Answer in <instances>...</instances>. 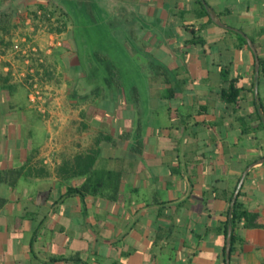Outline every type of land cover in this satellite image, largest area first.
I'll return each instance as SVG.
<instances>
[{
	"label": "crops",
	"instance_id": "0c3cea01",
	"mask_svg": "<svg viewBox=\"0 0 264 264\" xmlns=\"http://www.w3.org/2000/svg\"><path fill=\"white\" fill-rule=\"evenodd\" d=\"M72 1L74 18L55 0H0V14L11 15L0 28V167H25L15 189H1L0 264H224L230 200L248 167L239 199L262 226L237 230L230 264H264V155L255 156L264 130L248 92L255 55L232 36L254 39L264 59V0ZM51 7L66 13V31L43 30L37 12ZM95 10L103 14L96 28ZM95 29L109 54L84 52ZM188 29L203 45L190 43ZM154 35L171 45L165 83L125 91L117 76L107 83L117 55L145 51L159 71L146 44ZM209 56L221 63L215 74ZM30 68L46 112L30 100ZM231 86L244 89L239 105L220 95ZM256 86L264 102V78ZM31 111L52 124L37 148L22 138Z\"/></svg>",
	"mask_w": 264,
	"mask_h": 264
},
{
	"label": "rangeland",
	"instance_id": "374dc122",
	"mask_svg": "<svg viewBox=\"0 0 264 264\" xmlns=\"http://www.w3.org/2000/svg\"><path fill=\"white\" fill-rule=\"evenodd\" d=\"M55 1L58 4H60V6H62L65 9V11H67L69 13L70 17L74 18L77 15L80 16L81 13L77 14L78 9L76 8L75 3L72 0H55ZM52 10H53L52 7L50 9H47V11L51 12V13L53 12ZM91 15H92L91 16L92 18L94 17L96 19V23L94 24V27L96 28L98 26L97 24L100 23L99 18L103 14H102V12L95 10V12L94 13L92 12ZM54 17L57 19V17H58L57 14H54ZM175 28L177 29V32L180 34L179 27L176 26ZM98 29H95V31H93L91 36H89L88 39L86 40V44H87L86 48L87 49H85L84 52H86V51L92 52L96 49L97 50L99 49L102 52L104 51V52H107L109 54V52L106 51V50H108L107 49L108 45H106L103 48L102 47L103 44L102 45L97 44L98 41H96V40L100 39L101 36L103 35V32H101V30H98ZM184 34L187 35L189 37V39L193 38V35H191V34H188V33H184ZM232 36L237 37L236 35L234 36L233 34H232ZM155 39H156V36L154 35L152 37V42H151L153 46H151L150 45L151 43H149V42H146V44H147L149 52H151L150 54L157 52L158 53V59L160 61H162V64L159 67V71H158L159 73L157 71H154V70H156V68L151 62L148 61V57H146L145 51H142V52L137 51L136 55L134 57L127 56V55H117V57L116 56L114 57L116 62L115 63L112 62L111 64H114L113 66L115 68H117V71H115V75H112V76L113 77L117 76L119 83H122L124 91L127 89L128 85L131 83H136L137 85H139L143 88H146L147 83H165L164 80L170 74V72L167 70L165 65L167 64V61H168V56H169V51H170L171 45L168 43L167 39L160 38V37H158L159 40L155 41ZM59 41L62 42V40H59ZM238 42H239V39H238ZM142 43H144V42H142ZM201 45L202 44H198V46H201ZM112 47H114V44H112ZM109 50H110V46H109ZM114 58H113V60H114ZM131 59H133V60H131ZM95 60L97 61L96 58H95ZM44 61H45V57H44ZM207 61L213 65V66H211L209 64V66H210L209 70L211 71V68H213L214 74H215V72H217L219 70V65L221 63L218 62L219 60H215L213 58V56H209ZM100 64L103 66L106 65L105 62L101 63V61H100ZM65 70H66V68L64 66V63L62 62L61 68H60L61 74L63 71L62 79H65L67 76V73ZM105 73L107 75V73H108L107 69H105V72H103V74H105ZM222 76H223V79L227 82L231 79L229 72H224L222 74ZM209 78L210 79L207 81H202V80L198 79V80L191 82V83H201V84L202 83H212L214 81L212 76H209ZM56 81H57V79L55 80V82ZM152 88H151V92L154 94H158V93H160V91H162L161 88H159L157 86H154ZM43 92H44V90H43ZM44 97H47V96L44 95ZM58 97H59V95H58ZM15 99H18V101L22 104L20 106L21 109L25 108L24 105L26 104V102L24 101L25 100L24 96L16 97ZM68 101H69V97H68ZM26 115L28 117V123L24 124L23 129L25 131H27V133H26L27 136L24 135V137H22L23 143L25 145H27V147H29V148H37V147L41 146V144L44 142L45 138L48 136V131L50 132V130L52 128V124L49 122H46L42 118L41 115L38 116L33 111L28 112ZM153 143H156V141H153ZM255 143H256V148H257V151L255 150V156L258 157V156L264 155L263 143H261V141H259V140H257ZM17 191L20 192L21 190L18 189ZM53 198H54V196H53Z\"/></svg>",
	"mask_w": 264,
	"mask_h": 264
},
{
	"label": "trees",
	"instance_id": "16d2710c",
	"mask_svg": "<svg viewBox=\"0 0 264 264\" xmlns=\"http://www.w3.org/2000/svg\"><path fill=\"white\" fill-rule=\"evenodd\" d=\"M199 3H201L203 0H197ZM52 14H57V20L59 22V27H56V32L61 33L66 31L67 24H68V17L66 13L62 10L57 9V7H54L52 10ZM206 14H208L207 10H204ZM47 12V10H45ZM10 14H0V28L2 31L6 30V27L9 25V20L6 18L2 17H10ZM212 22V21H211ZM188 31L193 35V38L191 39L190 43L192 44H202L203 41H201V37L195 35V31L192 29H188ZM198 32V31H197ZM240 31H233L239 39V45L246 47L248 50L251 51V48L248 45V42L243 34L240 33ZM253 44L255 45L254 39L250 38ZM95 58L99 61H109L107 57H103L100 54H96ZM259 75L258 78H255V65H254V73H253V82H252V89L248 90V92H251L253 94V100H254V105H255V113L258 118L259 122V127L264 130V102L260 96V92L258 90V94L255 95V86L259 85L262 78H264V59L259 57ZM111 64L109 63L106 65L108 70V77L106 78L107 83H118L112 75H115V72L110 70L111 69ZM241 79L237 80H231L229 83H235L238 82ZM28 85V83H27ZM17 87V86H14ZM14 90V88H13ZM244 91L243 88H238L236 89L235 87L231 86L229 89H223L220 92L221 97L227 102V103H238L239 105V97L240 93ZM17 108V107H16ZM258 127V128H259ZM2 138L0 136V153L2 152ZM264 158V157H262ZM25 167H19L16 169H5L0 167V211L5 207L7 203V198L4 195V192L2 194L1 189L3 188H11L15 189L17 187V183L21 177V175L24 172ZM70 192H75V193H80L84 194L85 193V187H82L81 189H69ZM233 196V195H232ZM240 197V192L238 194L237 200L234 204V207L232 209L231 215L230 211H228V217L227 221L225 223V228H224V246H223V262L225 264V245H226V236H227V231H228V226H232V236H231V255L234 251V244L237 241V230L239 228H245V229H250V228H258L262 226V223L260 221V215L259 213L252 211L249 208H246L243 203L239 199ZM232 200V198H231ZM230 200V201H231Z\"/></svg>",
	"mask_w": 264,
	"mask_h": 264
},
{
	"label": "built area",
	"instance_id": "2783aa9c",
	"mask_svg": "<svg viewBox=\"0 0 264 264\" xmlns=\"http://www.w3.org/2000/svg\"><path fill=\"white\" fill-rule=\"evenodd\" d=\"M38 17L41 18L43 25L42 28L44 31L50 32V33H57L56 27H59L58 20L54 17V15L51 12H45V10H39L37 12ZM34 53H37V50H33ZM39 63H44V57L43 55H36ZM29 74L31 75L30 81L28 83L29 89H30V100L32 103L41 108L42 112H46L44 109V102L45 97L43 93V87L41 86V82L36 75V70L34 68L29 69Z\"/></svg>",
	"mask_w": 264,
	"mask_h": 264
},
{
	"label": "water",
	"instance_id": "95a60500",
	"mask_svg": "<svg viewBox=\"0 0 264 264\" xmlns=\"http://www.w3.org/2000/svg\"><path fill=\"white\" fill-rule=\"evenodd\" d=\"M215 22L218 24V25H221V26H224L223 24H221V22L218 20V19H215ZM241 34H243L248 42V45L249 47L251 48V50L253 51L254 55H255V78L257 79L258 78V75H259V68H260V65H259V57L257 56V51H256V48L253 44V42L251 41V39L246 35L244 34L243 32H240ZM257 86H255V95H257ZM264 162V158L260 159V161H258L257 163H263ZM250 169V167H248L241 179L239 180V183L237 185V188L233 194V197H232V200H231V203H230V215H231V212H232V209L234 207V204L237 200V197H238V194L240 192V189L242 187V184H243V181L245 179V176L248 172V170ZM231 236H232V226L229 225L228 226V231H227V236H226V245H225V264H230V259H231Z\"/></svg>",
	"mask_w": 264,
	"mask_h": 264
}]
</instances>
